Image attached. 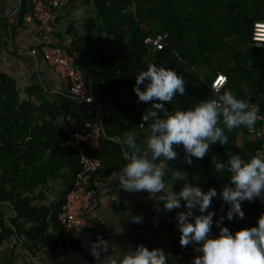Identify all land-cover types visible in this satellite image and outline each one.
Returning <instances> with one entry per match:
<instances>
[{
    "label": "trees",
    "instance_id": "trees-1",
    "mask_svg": "<svg viewBox=\"0 0 264 264\" xmlns=\"http://www.w3.org/2000/svg\"><path fill=\"white\" fill-rule=\"evenodd\" d=\"M130 1L94 0L99 22L94 24L92 21V24L95 30L105 32L106 38L101 43L89 41L77 49V67L91 79V93L98 111L120 131L147 126L141 116L150 105L137 99L132 86L135 73L143 70L148 62L174 68L185 80L184 93L177 95L174 92L172 100L165 102L169 110L190 107L200 99L214 97L225 88L243 99L253 97L264 88V48L251 45L250 65H246L241 57H233L245 49V44H251L252 23L264 21V0H134V12L122 11ZM217 5L223 25L220 34L212 37L210 19L217 14ZM226 19L232 23L226 25ZM229 29L234 34L227 42ZM161 31L169 33L168 45L153 53L148 50L146 39ZM189 35H194L193 42L188 40ZM207 38L216 39L211 43ZM230 50L232 53L227 58ZM219 53L224 57L218 59L217 70H213L210 68L212 59ZM197 62H202L207 71H214V75L218 70L226 75L227 82L218 92L211 90L201 75L191 71L190 66ZM184 68L189 70L186 72ZM27 93L33 92L27 90ZM262 102L258 107L264 111ZM57 114L55 105L45 102L37 106L29 96L21 98L14 81L0 74V203L8 201L17 218L27 217L32 221L34 224L23 231L24 236L34 245L40 243V247L50 253L55 252L59 240L46 234L48 221L58 226V234L65 239V228L58 222L57 212L80 169L76 150L61 144L69 135L55 124ZM239 130L243 131V126L225 130L227 142L210 144L202 158L192 157L191 164L182 159V146L174 145L178 158L168 162L175 169L186 170V175L207 182L219 194L221 187L230 182L227 173L221 176L212 170L211 159L212 156L226 159L239 153L234 144ZM259 146L258 140L246 143L248 154H253ZM55 179L62 183L55 210L35 203L43 194L42 189ZM37 188L41 190L36 191ZM178 188L174 186L175 191ZM257 202L256 205L241 202L244 216L233 214L230 220L236 228L255 224ZM223 205L226 212L229 205L226 202ZM225 212L220 224L229 221L224 218ZM12 226L13 223L7 224L0 208V245L20 232ZM212 226L213 223L210 232ZM67 239L72 248H80L77 239ZM192 251H195L194 245L189 243L185 247V256ZM187 261L189 264L190 259Z\"/></svg>",
    "mask_w": 264,
    "mask_h": 264
},
{
    "label": "crops",
    "instance_id": "crops-1",
    "mask_svg": "<svg viewBox=\"0 0 264 264\" xmlns=\"http://www.w3.org/2000/svg\"><path fill=\"white\" fill-rule=\"evenodd\" d=\"M218 10L217 5V14L210 19L209 32L212 37L220 34L221 25H223ZM96 17L97 8L94 0H69L65 7L55 10L50 28L58 44L77 52L79 47L82 48L89 41L97 40L101 43L106 38L105 32L97 31L93 27L92 21L94 24L99 22ZM229 22L232 23L226 19L225 24ZM227 34V42H230L231 38L228 37L233 36L234 32L229 29ZM189 36L188 40L193 42L194 35ZM207 39L208 42L214 43L216 38ZM40 44L41 37L32 17L29 2L27 0H0V74L14 81L21 98L29 96L37 106L45 102L55 105L58 110L55 124L60 125L69 137L74 134H85L95 125L100 126V137L97 142L89 146L91 156L98 161V167L94 173H90L85 178V184L94 190L91 215L96 224L92 229L82 227L65 229L66 238L63 239L58 234V226L49 220L52 213L50 212L47 217L49 221L46 234L59 240L55 252L50 253L44 247H40V243L34 245L24 236L23 231L34 223L27 217L17 218L12 205L3 200L0 208L4 211L7 224L13 223V229L20 230V232L14 233L0 245V264H96L99 257L92 255L91 245L99 239L107 242L109 251L113 245L120 249L134 248L137 244H143L149 248L158 246L166 251L167 264H188L187 260H191L197 253L192 251L185 256L186 245L182 247L178 242L179 229L176 225V213L184 209L183 200L181 199L179 209L173 208L168 211L163 208L162 202L151 198L147 192H128L119 188L118 181L110 178V175L119 171V167L126 162L122 159L120 141L128 132H132L139 143L145 136L147 126L120 131L111 125L99 111L93 116H87L81 100L72 97L66 91L58 74L40 55L38 51ZM251 45L252 43L245 44V49L233 57L243 58L246 65L252 64L250 61ZM231 53L230 50L226 57L230 58ZM223 57L220 53L214 57L210 68L217 70L219 60ZM187 69L184 68L186 72L189 70ZM190 69L208 82L214 75V71H207L202 62L191 65ZM27 90L33 93L28 95ZM253 140V137L245 132L244 127L243 131H237L234 144L239 149L240 155L245 157L249 155L246 143ZM165 163L169 168H174L168 161ZM186 179L190 183L197 184L201 190L211 187L207 182L195 177L186 175ZM182 183L183 181L175 182L173 190L174 186L180 188ZM38 190L41 189L37 188L36 191ZM61 191L60 179L49 181L42 189L43 194L35 203L50 206L52 210H55L58 194ZM257 200L258 198H253L251 201L242 202L256 205ZM224 203L218 193L210 201L209 208L214 211L210 235L217 233L218 225L225 212ZM134 214L141 216L140 222L131 221L129 216ZM67 238L77 239L80 248H72ZM80 241H84V248L80 246ZM97 251L100 256L106 254L98 247Z\"/></svg>",
    "mask_w": 264,
    "mask_h": 264
},
{
    "label": "clouds",
    "instance_id": "clouds-1",
    "mask_svg": "<svg viewBox=\"0 0 264 264\" xmlns=\"http://www.w3.org/2000/svg\"><path fill=\"white\" fill-rule=\"evenodd\" d=\"M184 85L183 76L174 68L152 62L135 73L132 90L139 101L150 105L141 116L147 128L139 143L132 132L120 141L122 159L126 162L110 178L128 192H147L168 211L179 209L183 200L184 209L176 213V225L179 244L183 247L192 243L197 253L189 264H264V212L254 225L230 231L219 224L217 233L210 235L214 211L209 205L217 195L216 189L201 190L186 179V170L169 168L165 163L178 158L174 145L182 146V159L189 164L192 157L202 158L210 144L224 145L228 140L225 130L240 126L251 128L255 124L258 106L225 88L190 107L166 108L165 102L172 100L174 92L184 93ZM211 167L217 175L227 173L230 182L219 192L220 199L229 205L224 218L230 221L233 214L243 217L241 202L244 200L261 198L264 201V155L245 157L234 153L226 159L212 156ZM178 181L183 183L174 191L173 184ZM129 218L134 223L141 220L139 214ZM114 246L109 251L105 240L92 242V255L99 257L96 264H167L168 261L166 251L158 246L149 248L137 244L126 249ZM97 247L106 254L100 256Z\"/></svg>",
    "mask_w": 264,
    "mask_h": 264
},
{
    "label": "built area",
    "instance_id": "built-area-1",
    "mask_svg": "<svg viewBox=\"0 0 264 264\" xmlns=\"http://www.w3.org/2000/svg\"><path fill=\"white\" fill-rule=\"evenodd\" d=\"M30 4L32 17L34 18L41 44L39 53L47 64L51 66L61 79L66 91L81 100L83 110L87 116H93L98 112V105L91 93V79L76 66L78 54L76 51L65 48L55 40L50 23L54 18L56 9L65 7L69 0H27ZM136 4L131 0L129 4L122 8L124 10L135 11ZM169 33L167 31L157 32L147 37V47L151 52H157L168 45ZM250 41L253 46L264 47V21L256 20L250 28ZM227 82V77L222 72H216L209 80L208 85L211 90L218 92ZM246 100L255 105L264 101V88L256 92L253 97ZM247 134L254 140H258L260 146L254 150L253 154L264 155V111L258 107V119L251 128L244 127ZM101 129L95 125L85 134H74L69 137L65 144L74 148L77 152L80 169L76 172L73 184L65 195L64 201L60 204L57 212L58 222L65 228L82 227L92 229L96 221L91 215L94 190L85 184V178L94 173L98 167V161L89 153V146L97 142ZM264 212V201L261 198L257 202V217ZM230 231L237 229L231 221L223 223ZM218 230V229H217ZM84 248V241L79 242Z\"/></svg>",
    "mask_w": 264,
    "mask_h": 264
}]
</instances>
